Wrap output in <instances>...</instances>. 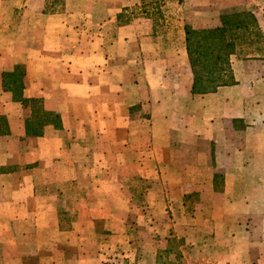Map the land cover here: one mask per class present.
Here are the masks:
<instances>
[{
    "label": "crops",
    "instance_id": "1",
    "mask_svg": "<svg viewBox=\"0 0 264 264\" xmlns=\"http://www.w3.org/2000/svg\"><path fill=\"white\" fill-rule=\"evenodd\" d=\"M60 12L30 11L10 52L0 29V250L15 264L40 263L61 220H110L108 205L121 203L126 214L127 204L143 206L139 213L154 206L158 217L164 206L173 225L203 216L235 239L237 256L264 252V239L253 238L258 226L228 232L248 216L264 221V56L232 55L235 82L194 93L188 24L167 40L117 14L84 40ZM18 65L25 74L15 90L6 73ZM45 111L55 118L42 120ZM147 179L159 191L123 203L130 182Z\"/></svg>",
    "mask_w": 264,
    "mask_h": 264
},
{
    "label": "rangeland",
    "instance_id": "2",
    "mask_svg": "<svg viewBox=\"0 0 264 264\" xmlns=\"http://www.w3.org/2000/svg\"><path fill=\"white\" fill-rule=\"evenodd\" d=\"M162 1L159 13L154 5L145 6L142 0H0V29L5 33L3 38L6 41L2 45H5L4 51L10 52L13 43L9 44V41L15 38L13 34L27 27L31 20L30 11L46 8L52 2L56 8H62L60 13H67L66 19L76 23L84 40L92 38L93 33L102 30L104 22L111 21L117 14L121 22L128 21L136 25L144 34L149 32L167 40H177L182 37V29L186 24L195 28L215 27L221 25L223 15L243 10L254 13L264 37V0ZM49 21L53 22L52 19ZM106 27H109L110 34L118 36L116 23H108ZM70 29L74 31L73 27ZM74 40L73 35L71 42ZM258 48H263V52ZM261 53H264V42L242 46L233 56L247 58ZM147 180L146 184L131 181L128 192L121 196L123 203L126 198L138 201L140 197L154 196L159 191L155 188V179ZM197 194L198 191L194 190L193 195ZM122 205H108L112 213L110 220H75L68 215L60 221L63 231L59 239L50 237V247L41 256L43 262L34 264H55L59 261L60 264H263L260 260L264 253L261 246L237 256L235 239L218 236L216 232L220 229L209 226L210 222L205 221L203 216L204 221H195L189 226L181 220H176L173 225L164 206L163 215L158 217L154 206L148 205L142 209L144 213H139L138 210L143 206L127 204L131 212L126 214L122 212ZM196 207L194 210L201 206ZM248 219L230 222L228 232L250 230L251 225L254 228L258 226L253 230V238L264 239L261 238L264 221H251V216ZM48 225L50 228V222ZM71 231H75L74 234L71 235ZM36 240L39 238L35 237ZM237 242L238 249L242 251L241 237H237ZM11 259V252L0 250V264H15Z\"/></svg>",
    "mask_w": 264,
    "mask_h": 264
},
{
    "label": "trees",
    "instance_id": "3",
    "mask_svg": "<svg viewBox=\"0 0 264 264\" xmlns=\"http://www.w3.org/2000/svg\"><path fill=\"white\" fill-rule=\"evenodd\" d=\"M145 6L154 5L161 13L162 0H142ZM62 11L51 5L43 8L45 13ZM219 26L208 28H195L186 26V45L189 59L194 73V93H206L217 90L220 86L233 84L234 74L231 64V56L238 52L242 46H251L255 43L264 42L262 28L257 17L251 11L243 10L222 16ZM263 48H258L262 51ZM263 52V51H262ZM260 55L264 56V53ZM10 75L9 87L22 89V78L25 74L23 65L16 66V72L6 73ZM15 95L22 102L34 108V112L42 110L39 99L23 98L22 92ZM42 120H53L55 115L51 112H43Z\"/></svg>",
    "mask_w": 264,
    "mask_h": 264
}]
</instances>
